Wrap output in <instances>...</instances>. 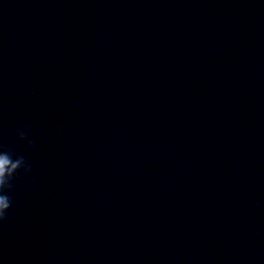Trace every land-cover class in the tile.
I'll use <instances>...</instances> for the list:
<instances>
[{
	"label": "clouds",
	"instance_id": "clouds-1",
	"mask_svg": "<svg viewBox=\"0 0 264 264\" xmlns=\"http://www.w3.org/2000/svg\"><path fill=\"white\" fill-rule=\"evenodd\" d=\"M18 137L26 140L27 136L23 130H18ZM28 147H34L32 140H28ZM23 171L27 175L31 171L26 158L23 155H16L11 149H4L0 145V225L8 219L9 209L12 207L11 197L7 192L13 189V180Z\"/></svg>",
	"mask_w": 264,
	"mask_h": 264
}]
</instances>
